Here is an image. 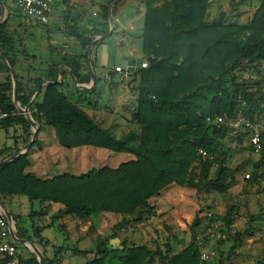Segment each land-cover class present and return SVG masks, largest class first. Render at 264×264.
Wrapping results in <instances>:
<instances>
[{"label":"trees","instance_id":"obj_1","mask_svg":"<svg viewBox=\"0 0 264 264\" xmlns=\"http://www.w3.org/2000/svg\"><path fill=\"white\" fill-rule=\"evenodd\" d=\"M113 1L107 0L97 12L92 29L78 35L84 53L70 59L64 56L58 61L51 59L46 77H36L34 82L24 80L19 71V56L23 52L10 32V19L0 24V71L6 74L0 79V106L15 112L2 124L18 122L30 126L13 101L10 68L1 54L16 70L17 96L22 106L31 101L45 79L57 81L61 64L71 67L78 82H87L91 73L83 59L88 58L96 36L109 31ZM142 1L145 9L141 39L148 64L143 67L140 63L134 73L135 79L139 76V84L133 87L138 91L133 118L139 129L117 136L98 124L80 107L72 93L64 90L69 86L66 79L71 80L68 71L64 72L63 81L44 86L42 98H36L30 107L40 125L54 127L59 143L66 148L95 146L131 153L135 158L117 167L104 165L79 174L63 172L42 179L32 172H24L29 165L25 153L0 168V194L18 193L31 199L58 202L61 207L53 219L64 215L86 219L96 212L121 214L122 219L111 235L114 237L118 228L143 222L154 210L152 197L172 183L198 192L223 193L237 182L240 166L227 164L228 153L220 145L230 128L228 123L236 120L240 110L246 118L262 124L259 158L255 161L249 158L246 163L253 167L249 180L260 183L264 178V92L261 86L251 84L252 75L260 74L264 63V0H260L246 21H228L225 12L209 19L212 0ZM120 2L111 9L115 26ZM103 41L96 40L93 45ZM72 86L75 87L73 83ZM217 114L225 117L224 123L216 125L207 121L208 116ZM238 130L236 136L247 137L252 149L250 131L244 126ZM201 147L212 152L215 158L197 160ZM4 149H0V155ZM214 165H217L215 170ZM232 210L227 214V226L233 223ZM200 223L197 213L190 226L192 241L178 253L173 254L169 244L152 247L127 240L121 246L108 247L110 237H107L98 242L95 256L81 264H205L197 240L196 228ZM17 230L20 237L32 239L19 220ZM34 236L41 242L44 240L37 228ZM64 249L59 247L55 260L47 258V262L61 264ZM81 253L87 255L89 251ZM24 260L27 264H41L35 253ZM258 264H264V258Z\"/></svg>","mask_w":264,"mask_h":264},{"label":"crops","instance_id":"obj_2","mask_svg":"<svg viewBox=\"0 0 264 264\" xmlns=\"http://www.w3.org/2000/svg\"><path fill=\"white\" fill-rule=\"evenodd\" d=\"M1 2L5 8L4 18L1 22L3 23L7 21V18L12 17V12L10 11L6 0H0V17L2 15ZM89 8V0H69L68 3L66 1H62L55 6L49 19L46 22H42L45 26L31 27V30L33 31L26 32V48H23L27 50L29 56L26 58L29 60L26 61L24 57H22L23 61L20 59L19 62V68L20 65L23 64V66H27L26 68H28V70L24 69V71H21L20 68L19 71L21 74L26 77V75L30 74V76H32L36 72L35 69L31 68V63H26L31 60L33 61L34 56L31 57V55H36V59H39V61L44 60L46 65H48L51 59L58 61V59L63 56L70 59L74 56L80 55L83 52V48L79 39H75V35H78L81 31H88L93 28V20L90 18V12L92 10ZM88 10H90V12H88ZM119 18L121 23L122 17L120 16ZM134 18H137V16L128 15L126 18L127 24L131 25ZM117 20L118 19H116V21ZM57 23L58 26L62 24V28L67 31L70 36L66 37L64 36V33L62 34L61 32V34H58V26L54 25ZM131 27L132 26L126 27L127 29L125 30V33L120 35L123 41H120L119 44L112 43L113 38L120 37L118 36L119 33L112 31L111 34H106V36L102 38L104 39L103 43L93 45L96 40H100L96 39L100 35L96 36L94 42L88 50V68L90 73L91 69H93L95 81H93L90 75L89 83H80V85H84L85 87H79L78 80L76 83L74 79L75 75L74 73H71L72 69L69 65L61 64L66 67L64 72L68 71L71 74V80L66 79L69 86L66 85L64 90L71 92L73 98L78 100L80 107L98 124H100L103 128L112 131L117 136H121L130 129L140 128L136 120L133 118L134 111L137 107L138 97V91L133 90V87L139 84V76L135 79L134 73L140 67L138 57L142 47L141 43H139L141 42V33H138L137 36L133 37L134 41L131 42L130 35L133 34L134 30H136ZM33 34H37L38 36L36 39L39 42H37L38 47H36L34 43ZM39 47L40 51L38 49ZM40 53H42V55ZM117 53H119L121 55L120 58L125 61L122 65L124 69L123 72L113 70L117 64ZM141 53L143 54V52ZM4 62L6 63L5 60ZM24 62L26 65H24ZM5 76L6 74L0 71V79ZM36 77H34V79ZM63 79L64 75L62 81ZM48 81L51 80L45 79L42 85L39 86L41 87V90L44 86L48 85ZM33 82L30 84L33 85ZM72 83L75 87L72 86ZM92 87L95 88L93 92L87 91V89H91ZM76 88L81 90L77 91ZM41 90L38 94H36L35 99L42 98L43 90ZM83 90H86V92ZM11 123H6V125H10ZM14 123L18 124L23 129V134L21 135L20 140L23 141V143L20 145L19 141L16 140L13 145H4L0 147V149L5 148L3 153L0 155V161L24 149L25 144L32 139L34 128L30 123V126H24L18 122ZM33 143L26 151L29 165L25 168L24 172H32L42 179L51 178L63 172L79 174L92 167H100L104 165L117 167L120 163L135 158V156L131 153L116 152L107 148L95 146H80L75 148L65 147L66 149H64L62 148L64 146H62L58 141L54 127L48 124L40 125L38 138L36 139V142L34 144ZM66 153L69 154V156H71V154L73 155L71 156L72 158H70L73 162L71 164V169L68 168L62 170L60 168L58 170V160L63 161L62 159L60 160V158H62L61 155L65 156ZM80 153H83V156H80ZM58 156L60 157L58 158ZM64 158L66 159V157ZM89 162L91 163L90 165H88ZM85 163H87L86 166H84ZM79 165L80 167L78 168L80 169H77V166ZM185 189L191 188L188 186H181L176 183H172L165 187L158 195L152 197L151 199V202L154 205L155 214L146 217L143 222L138 223L137 225L143 226L146 223L154 222L153 220L161 216L163 217L162 220L164 224H168L169 226H183L185 223L184 216H186L187 221H189V219L195 216L196 207L192 206V211H187L186 213L184 209L185 207H181L183 204L178 201L174 202L172 197L176 196L178 193L184 192ZM170 198L173 201L169 200ZM0 199L7 211H9L14 218V228L16 234L18 235L17 220H19L20 224L28 231V235L32 236V239H29L28 237L24 238H28L30 241H33L42 251L46 259L49 258L55 260L58 247H61L60 244L70 243V246H68V244L67 246L62 244V247L65 249L61 254V264H81L88 259L93 258L95 256V248L98 242L107 237H110L107 241V246L110 245V240L111 243L112 241L114 242L117 240V245L121 246L123 241L127 239L125 237L123 241H120V236L123 231H120L119 229L123 228L125 231L127 227H131V225H128L126 227L118 228L115 230V236L112 237L111 235L115 233L114 227L122 219L121 214L112 212H96L91 214L90 217L86 219L76 218L72 215H64L60 218L53 219V216L61 207V204L58 202L31 199L28 195L18 193L0 194ZM46 227H58L59 230H61L62 235L59 245L56 242V239L43 234ZM36 228L40 231V234L44 238L42 242L34 236ZM69 240L72 243L69 242ZM22 247H26L28 249L27 255H24L20 251ZM18 249L20 255L24 258H30L31 254L34 253L27 245L19 242ZM83 250H87L89 253L84 255L81 253ZM53 264L58 263L57 261H54Z\"/></svg>","mask_w":264,"mask_h":264},{"label":"rangeland","instance_id":"obj_3","mask_svg":"<svg viewBox=\"0 0 264 264\" xmlns=\"http://www.w3.org/2000/svg\"><path fill=\"white\" fill-rule=\"evenodd\" d=\"M6 2L12 12V17L7 18V20L10 19V32L19 44L20 51L23 52L21 53L20 59L23 61L22 57H24V59L28 61L29 59H27V56L29 55L27 50L23 49L24 47L26 48L27 38L25 34L26 32L33 31L31 27L45 26L42 22L46 21H37L28 18L16 0H6ZM89 2V9L92 11L90 12V10H88V12L91 13V16H89L93 20L94 17L97 16V12L101 11L103 4L107 3V0H89ZM259 2L260 0H212L207 16L209 19H213L219 17L221 12H225L228 21H246L252 17ZM144 9L145 6L142 0H121L116 17L118 20L112 31L119 33L118 36H120L122 33H125L126 27L132 26L131 28L136 29L133 34L130 35L131 39L129 38L131 42H133V37L137 36L138 33L142 34ZM128 15L137 16V18L132 20L133 23L131 25L126 22ZM120 16L122 17L121 23ZM54 25L58 26V23ZM63 30L62 24H60L58 26V34L61 32L62 34L64 33L66 37L70 36L67 31ZM81 32H79L78 35L81 34ZM33 35L34 43L36 47H38V41L36 40L38 36L37 34ZM78 35H75V39L78 38ZM120 39L121 36L113 38L112 43L119 44L120 41H123ZM139 43H141L142 47L138 58L142 66L144 61L148 63V59L143 52L142 39ZM38 49L40 51V47ZM141 52H143V54ZM40 54L42 55V53ZM120 56L119 53L116 54L117 64L113 68V70L117 72L124 71L122 65L125 61H123ZM36 58L37 56L35 55L33 61L26 62L31 63V68L36 71L32 76H30V74L26 75V77L24 76L23 79L26 81L34 80L36 76L43 75V77H46L48 65H46L44 60L39 61V59L37 60ZM83 61L85 62L84 64L88 65L89 58L83 59ZM26 63L24 62V65H26ZM26 67L27 66H23L22 64L20 65V70H28ZM261 70L262 72L260 74L252 75L251 84L253 87L261 86L264 92V63L262 64ZM80 83L82 82H79V84ZM84 83H89V80ZM228 125L230 128L226 136L221 139L220 149L228 153V165L231 167L240 166L236 174L237 182L223 193L207 190L198 192L195 188L188 186L191 189H185L184 192L174 196L176 198H172L174 202L178 201L183 204L181 207H185L186 213L187 211H192V206L196 207V214L199 213L201 220L200 225L196 228L201 255L206 253L210 254L208 259L202 260L201 258L205 264H219L220 262H223V264H258V261L264 258V178L261 179L260 183L249 180L251 177L249 178L248 175L251 174L253 167L250 163H246V161L249 158L254 161L258 160L259 154L253 152L247 137L243 138L236 136L239 133L238 129L242 126L239 122L231 120ZM231 127H234V129ZM235 129H237V133H234ZM22 134L23 129L14 122L10 125L1 124L0 147L4 145H13L16 140H18L21 145L23 143V141H20ZM62 148L66 149L65 147ZM82 154L83 153H80V156ZM61 156L62 158H60V160L62 159L63 161L58 160V170L60 168L62 170L71 169V164L73 162L70 158H72L71 156L73 155L71 154V156H69V154L66 153L65 156ZM59 157L60 156H58V158ZM64 157H66V159ZM90 164L89 162L88 165ZM86 165L87 163L84 164V166ZM78 167H80V165L77 166V169H80ZM216 167L217 165H214L213 170H215ZM169 200L173 201L171 198ZM231 208H233V223L231 226H227V214ZM154 211L155 210L150 212L148 216L155 214ZM196 214L194 217L191 216L192 218L190 217L191 219H189V221H187L186 216H184L185 223L183 226H169L168 224H164L162 220L163 217L161 216L153 220L154 222L146 223L143 226L132 224L131 227H127L125 231L123 228L119 229L123 231L120 236V241H123L126 237L129 243H144L152 247L156 244L162 246L169 244L172 247V253H178L192 241L190 226L195 221ZM254 216L256 219L252 218ZM43 234L56 239L59 245L62 232L58 227H46ZM69 242L71 241L69 240ZM62 244H60V246H62ZM67 244L70 246V243H64L63 245L67 246ZM112 246H118L117 240L114 242L112 241V243L110 240V245L108 247ZM20 251L24 255L28 254V249L26 247H22Z\"/></svg>","mask_w":264,"mask_h":264},{"label":"built area","instance_id":"obj_4","mask_svg":"<svg viewBox=\"0 0 264 264\" xmlns=\"http://www.w3.org/2000/svg\"><path fill=\"white\" fill-rule=\"evenodd\" d=\"M24 11L25 15L33 20L47 21L54 11L57 4L63 0H16ZM147 61L142 63L143 67L147 66ZM117 69V68H116ZM264 108V103L262 104ZM15 112H10L0 106V125L6 121ZM207 121L216 125H221L225 122V117L221 115L208 116ZM236 121L250 131L249 141L253 152L259 154L262 149V124L254 122L246 118L244 113L240 110L237 114ZM237 129L234 130V133ZM215 155L207 149L201 147L197 152V160H213ZM249 176V175H248ZM213 226V225H212ZM225 237V235H224ZM209 253L202 254L201 258L208 259ZM0 264H27L19 253L18 242L14 239L11 229V223L7 216L0 208Z\"/></svg>","mask_w":264,"mask_h":264},{"label":"water","instance_id":"obj_5","mask_svg":"<svg viewBox=\"0 0 264 264\" xmlns=\"http://www.w3.org/2000/svg\"><path fill=\"white\" fill-rule=\"evenodd\" d=\"M117 1L118 0H114L113 3L110 6V13H109V23H110V27H109V31H108L107 34H111L112 33V29L114 27V20H113V15H112L111 9H112V7L114 6V4ZM1 5H2V15L0 17V23L3 21L4 12H5V10H4L5 8H4V5L2 4V2H1ZM105 36H106V34H103V35L98 36L96 39H102ZM1 55H2L3 59L6 61V63H8L9 68H10V72H11V76H12V81H13V101H14L16 107L19 109V111L24 114V116L26 117V119L33 126L34 131H33L32 139L25 144L24 149H22L21 151H18L16 153H14V154H12L10 157H7L4 160L0 161V168L3 165H5L6 163L14 160L15 158L19 157L20 155H22L24 153H26V151L31 147L32 143L38 138V132H39V129H40V124L33 117L32 111H31L30 107H31V105H32V103H33V101L35 99L36 94H38L40 92V90H41V87H39L37 89L35 95L32 97L31 101L27 105L22 106L21 103L19 102L18 96H17V77H16L15 70L9 64L7 58L3 54H1ZM65 68L66 67L64 65H61L60 66V69H59V79L57 81H48L47 84L61 82L62 81V78H63V75H64V69ZM71 73L73 74L72 71H71ZM91 77H92L93 81H95V74H94L93 69H91ZM74 79H75V81L77 83V79H76L75 76H74ZM79 87H85V86L79 84ZM0 208L3 210V212L5 213V215L7 216L8 220L11 223V229H12V234L14 236V239L17 242L21 243V244L27 245L30 248V250L33 251L36 254L37 259L40 261L41 264H47L48 262H47L46 258L44 257L42 251L38 248V246L33 241H30L28 238L20 237V236H18L16 234L15 228H14L15 227L14 218L11 215V213H9V211H7V209L5 208L4 204L2 203L1 199H0Z\"/></svg>","mask_w":264,"mask_h":264}]
</instances>
